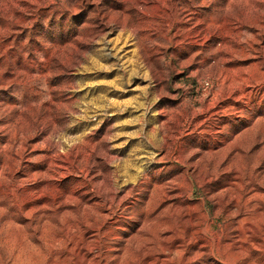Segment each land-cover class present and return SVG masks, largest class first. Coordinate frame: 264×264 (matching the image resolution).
Masks as SVG:
<instances>
[{
	"label": "rangeland",
	"instance_id": "1",
	"mask_svg": "<svg viewBox=\"0 0 264 264\" xmlns=\"http://www.w3.org/2000/svg\"><path fill=\"white\" fill-rule=\"evenodd\" d=\"M263 214L264 0H0V264H264Z\"/></svg>",
	"mask_w": 264,
	"mask_h": 264
},
{
	"label": "bare ground",
	"instance_id": "2",
	"mask_svg": "<svg viewBox=\"0 0 264 264\" xmlns=\"http://www.w3.org/2000/svg\"><path fill=\"white\" fill-rule=\"evenodd\" d=\"M250 7H251V6H250ZM229 165H231V164H229ZM226 169H227V168H226ZM225 172H226V170H225ZM243 174H244V173H243ZM246 174H247V173H246ZM233 178H234V177H233ZM243 178H244V177H243ZM239 179H240V178H239ZM189 180H190V179H189ZM231 180H232V179H231ZM243 180H244V179H243ZM241 181H242V180H241ZM230 183H231V182H230ZM237 185H238V184H237ZM242 185H243V184H242ZM229 190H230V189H229ZM249 193H250V192H249ZM249 193H248V194H249ZM256 195H257V194H256ZM261 195H262V194H261ZM252 196H254V195H252ZM239 198H240V197H239ZM245 198H246V197H245ZM251 198H252V197H251ZM248 200H249V199H248ZM243 202H244V201H243ZM189 206H190V205H189ZM199 206H200V205H199ZM199 206H198V207H199ZM187 207H188V206H187ZM201 207H202V206H201ZM188 208H189V207H188ZM200 209H201V208H200ZM184 210H185V209H184ZM186 210H187V209H186ZM188 210H190V209H188ZM188 210H187V211H188ZM201 212H202V211H201ZM202 213H203V212H202ZM202 213H201V214H202ZM186 214H187V213H186ZM187 215H188V214H187ZM187 215H186V216H187ZM203 215H204V213H203ZM263 215H264V214H263ZM202 217H203V216H202ZM186 220H188V219H186ZM191 221H192V220H191ZM193 221H194V220H193ZM182 222H183V221H182ZM185 222H186V221H185ZM186 223H187V222H186ZM197 223H198V222H197ZM199 224H200V223H199ZM188 227H189V226H188ZM183 230H184V229H183ZM208 230H209V229H208ZM197 231H198V230H197ZM194 232H195V231H194ZM203 232H204V233H207V228H204V229L202 230V233H203ZM179 234H180V233H179ZM195 234H197V233H195ZM199 234H200V233H199ZM190 235H192V234H190ZM197 236H198V235H197ZM178 237H179V236H178ZM194 237H195V236H194ZM167 238L170 239V237H167ZM173 238H174V237H173ZM197 238H198V237H197ZM190 239H191V238H190ZM195 239H196V238H195ZM191 240H192V239H191ZM173 241H174V240H173ZM149 242H150V241H149ZM190 242H191V241H190ZM163 243H164V242H163ZM187 244H188V243H187ZM185 245H186V244H185ZM173 247H174V246H173ZM202 247H204V246H202ZM170 248H171V247H170ZM163 249H164V248H163ZM160 252H161V251H160ZM165 252H166V251H165ZM166 254H167V253H166ZM148 255H149V254H148ZM196 255H197V254H196ZM149 256H150V255H149ZM144 258H146V255H145ZM144 258H143V259H144ZM147 258H148V257H147ZM188 258H190V257H188ZM188 258H186V259L188 260ZM159 259H160V258H159ZM194 259H195V258H194ZM154 260H155V259H154ZM165 260H167V259H165ZM183 260H184V259H183ZM159 261H160V260H159ZM188 261H189V260H188ZM141 262H142V261H141ZM182 262H183V261H182ZM142 263H143V262H142ZM142 263H141V264H142ZM155 264H156V263H155Z\"/></svg>",
	"mask_w": 264,
	"mask_h": 264
}]
</instances>
